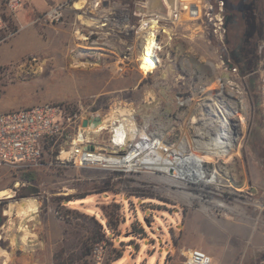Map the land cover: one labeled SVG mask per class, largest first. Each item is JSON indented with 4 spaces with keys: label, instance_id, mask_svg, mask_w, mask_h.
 <instances>
[{
    "label": "rangeland",
    "instance_id": "374dc122",
    "mask_svg": "<svg viewBox=\"0 0 264 264\" xmlns=\"http://www.w3.org/2000/svg\"><path fill=\"white\" fill-rule=\"evenodd\" d=\"M81 1L25 0L16 14L9 13L4 6L1 8L10 29L16 33L9 37L7 32L0 34V112L43 103L90 107L108 117L117 110L127 113L134 110L135 122L144 128L146 135L171 144L189 136L184 123L188 110L178 108L175 102L176 94L196 93L200 85L188 71L198 68L195 66L198 63L208 74L205 82L212 85L226 74L222 61L228 56L232 62L231 50L238 45L253 50L257 64L247 76L239 72L242 78L239 106L229 99V86L220 104L228 111L244 114V138L238 152L227 159L226 180L214 185L211 192L152 169L129 173L72 164L51 165L38 169V181L29 184L21 180L22 170L2 166L0 191L6 189L10 195L0 197L3 211L0 242L7 240L2 245L8 247V240H16L13 248L16 258L33 253L38 264H108L110 257L120 250L123 254L111 264H183L182 257L173 261L171 256L177 253L173 240H178L176 228L179 229L185 212L209 207L217 214L232 210L250 213L258 210V202L264 204V112L257 105L259 69L264 66V0H208L202 14L209 8L215 12L218 2H224L227 41L218 40L208 27L203 36L179 34L162 49L161 66L148 75L140 71L138 62L144 37L150 29L141 25V18L134 14L138 10L136 4L145 0H113L128 6L131 24L137 31L128 39L121 34L113 40L102 35L99 47L89 52L87 42L91 40L78 39L73 13H66L60 21L33 23L53 5ZM34 4L43 10H33ZM128 46L133 48L131 62L120 71V57ZM185 58L190 59V65ZM215 66L219 69L214 72ZM184 72L187 77L182 80L178 75ZM184 81L189 84L183 85ZM108 137V131H104L97 138L107 144ZM188 140L189 137L185 142ZM115 172L124 174L114 176ZM236 185L239 192H230ZM34 187L38 192H33ZM253 190L256 192L250 194ZM29 199L36 201L37 211L25 216L18 209ZM115 203L121 206L119 217L112 218L118 223L107 242L96 246L83 259L72 250L57 259L63 248L74 249L76 239L65 240L70 238L66 236L67 229L73 230L56 206L63 208V214L73 211L68 215L77 216L80 221L88 220L82 216L85 214L105 225L104 211L113 212ZM263 213L264 210L261 220ZM26 223L29 228H25Z\"/></svg>",
    "mask_w": 264,
    "mask_h": 264
},
{
    "label": "built area",
    "instance_id": "2783aa9c",
    "mask_svg": "<svg viewBox=\"0 0 264 264\" xmlns=\"http://www.w3.org/2000/svg\"><path fill=\"white\" fill-rule=\"evenodd\" d=\"M82 1L85 2L79 7H73V4L68 2L53 5L44 13L38 15L33 23H52L62 20L68 12L73 13L75 16L73 25L78 39L91 40L87 42L89 43L87 46L88 52L99 47V39L102 35H107L108 39L113 40L121 34L128 39L137 31L136 27L131 24L132 13L126 4L113 0ZM24 2L25 0H5L2 3L0 0V34L7 32V37H9L16 33V31L10 29L9 21L3 16L1 8L4 6L9 13L16 14ZM148 2L149 0H145L138 2L136 5L142 7L147 5ZM162 2L166 3L165 0H161L159 8L164 7ZM218 4L219 7L215 12H211V8H209L206 14L201 12L199 16L194 7L181 5V0H178L177 8L169 15H162L163 11H159V8H155L156 11L153 15L143 14L138 10L134 14L141 18V25L143 26L151 27L152 19L156 20V27L152 28V32L158 43L157 55L161 58L162 49L167 47L178 33V31L173 30V26L179 21L183 7L187 9L190 16L201 18L205 32L208 27L211 34L224 42L226 35L224 2L221 1ZM120 24H124L126 29L119 28ZM132 49V46H128L127 52L120 57V71H124V66L131 62L132 55L130 51ZM187 60V58L184 59L186 63H189ZM161 64L162 62L153 69V72ZM222 65H226L227 72L224 73L225 75L218 77L212 85L205 82L208 74L202 66H197L198 68L193 69L191 72L187 69L189 74H192V78L200 83L197 92L175 95L177 107L187 108L186 110H188V114L184 119L185 128L189 132L187 143L185 141L188 137L186 139L184 137L179 138L176 142L167 144L159 137L152 138L146 135L144 128L135 122L134 110H131L125 116L134 122L136 129V136L129 139L128 125L124 121L126 118L123 116L118 118L125 123V126L120 127V120L118 119L113 123H109L105 128L96 129L92 127L94 118L100 116L102 121L104 118H109L107 115H100L98 111L85 106L75 108L70 104L43 103L0 112V167L9 166L25 171L51 165L72 164L82 168L121 170L132 173L147 169L144 166H138V164L131 168L123 164L130 152L140 148L139 144L143 139L146 138L153 144L169 147L170 153L174 157L179 156L174 148H177L183 142L185 154H188V156L194 154L200 158L198 164L196 161L197 168L193 170L195 178H191V182H185L194 186H201L204 190L211 192L214 185H220L222 180H226L227 159L238 152L244 138L246 126L242 112L228 111L223 104H220L227 95L225 92L227 86L231 89L229 99L237 106L242 102V91L240 89L242 78L239 68L229 59H224ZM138 67L144 75L153 73H144L143 69L140 68V62H138ZM217 69H219V66H215L214 72ZM259 72L258 86L261 107L264 112V66L259 69ZM178 77L184 80L187 74L184 72L179 74ZM187 84L189 82L184 81L183 85ZM114 113L116 114V111ZM85 120L88 121L87 126L83 125ZM104 131L109 133L107 144L97 138ZM221 148L227 151L221 152L220 150H223ZM200 150L208 151L210 157L204 155L201 157ZM49 156L51 160L48 159ZM164 173L182 180L178 178L179 175L175 169ZM249 193L252 194L251 191ZM220 205L223 206L222 203ZM257 209L260 215L264 210V204L258 202ZM25 228H29V223L25 224ZM182 257L184 264H212L211 255L199 248L184 249Z\"/></svg>",
    "mask_w": 264,
    "mask_h": 264
},
{
    "label": "crops",
    "instance_id": "0c3cea01",
    "mask_svg": "<svg viewBox=\"0 0 264 264\" xmlns=\"http://www.w3.org/2000/svg\"><path fill=\"white\" fill-rule=\"evenodd\" d=\"M207 4L208 0H181V5L194 7L198 11V16ZM32 8L37 11L43 10V7L40 8L35 4ZM200 19V17L190 16L187 9L183 7L179 21L173 26V30L178 31L176 36L179 34L187 37H194L197 34L203 36L205 29ZM174 48L178 50V46ZM195 66H198V63ZM239 188L238 185L233 186L230 192H239L237 190ZM253 191H251L252 194L256 192ZM176 229L179 235L178 240H173L177 248V253L171 256L173 261H178L179 257H182L184 249L199 248L211 255L212 264H264V219L261 220L258 210H252L250 213L247 210L242 212L232 210L217 214L212 208L197 207L181 215L179 229ZM1 241L0 248L7 253L0 257L2 264L11 262L38 264L33 253L16 258L13 251L16 240H8V247L2 245L7 240ZM182 263L184 264L183 257Z\"/></svg>",
    "mask_w": 264,
    "mask_h": 264
},
{
    "label": "bare ground",
    "instance_id": "6f19581e",
    "mask_svg": "<svg viewBox=\"0 0 264 264\" xmlns=\"http://www.w3.org/2000/svg\"><path fill=\"white\" fill-rule=\"evenodd\" d=\"M161 0H149L148 4L145 6H138L137 9L139 12L143 14H155V8H159ZM82 2V1H81ZM81 2L73 3V7H79ZM166 3L164 7L161 6L159 11H163L162 15H169L171 12L177 8L178 0H165ZM166 5V6H165ZM153 25L149 27L150 31L145 35L143 44H142V52L140 54V65L144 71V73L148 74V72H153V69L161 62V58L158 57L156 48H158V43L153 35L152 28L156 27V20L152 19ZM124 24H120L119 28L126 29ZM128 30V29H127ZM127 114V110H118L116 114L112 115L109 118H104L102 121L98 123L92 124V127L96 129H102L109 125V123H113L118 120V117H125ZM126 118V117H125ZM120 120V127L125 126V123ZM124 121L127 122L128 129H129V139H133L136 136V129L135 124L132 120L126 118ZM226 142L224 143V145ZM140 148L135 149L134 152H130V155L124 160L123 164L128 166L129 168L134 167L135 164L138 166H144V168L152 169V170H160L163 172H169L172 169L178 173V179L181 182L186 183L191 182V178L194 177V168H197V164L200 161V158L194 154H185L184 143L182 142L180 146L174 148V151L179 154L178 157H174L173 154L170 153V148L165 147V145H157L156 143L149 142L148 139H143L142 142L139 144ZM141 149V150H140ZM223 149V148H221ZM114 151V150H113ZM139 151V152H138ZM221 152H226L227 150H220ZM201 157L209 156L208 151L199 152ZM197 157V158H196ZM210 157V156H209ZM137 161L136 163H133ZM197 161V164H196ZM186 181V182H185ZM10 195L8 190L0 191V197ZM37 211V203L33 199H29L25 201V203L19 206L18 212L28 216L31 212ZM28 233V232H27ZM25 233V234H27ZM28 235V234H27ZM27 236H24L26 239ZM5 254V251L0 248V257Z\"/></svg>",
    "mask_w": 264,
    "mask_h": 264
},
{
    "label": "trees",
    "instance_id": "16d2710c",
    "mask_svg": "<svg viewBox=\"0 0 264 264\" xmlns=\"http://www.w3.org/2000/svg\"><path fill=\"white\" fill-rule=\"evenodd\" d=\"M225 41H227L226 37H225ZM238 47L239 46L236 45L231 50L232 63L238 66V68L240 67L239 72L240 71L243 72L242 76H247L250 73H253L256 67V64H257L258 57L256 53H254L253 50H244ZM224 58L230 59L228 56ZM257 105L260 106L259 110L263 111L261 107V101ZM37 170L38 169L22 171L20 175L21 180L29 184L37 182L39 179ZM123 174H124L123 172H115L113 175L121 176ZM107 189H110V187ZM105 191H109V190H105ZM120 207L121 206L119 204L115 203L113 212L109 213L108 211H104L105 217L107 219V222L104 225L100 223L98 220H96L93 216H88L85 214H82V216L87 218L88 220L85 222L80 221V219L77 216L72 217L68 215V213H73V211L67 210L66 211L67 213L63 214L64 213L63 208L56 206L57 210H59L60 216L66 217L70 228L73 230V231H69L67 229L66 236H69L70 238L65 237V240L73 239L71 237H74V239H76V244H75L74 249L73 248L68 249V247L63 248L62 252L56 255L57 259H62V257H64V254H66V252L70 250H72V252L78 253V257L80 259H83L91 255L96 246L102 245L104 244V242H107V239L111 238L112 235L114 234V231L116 230L118 222H114L112 218L114 216L116 217L119 215ZM122 254H123L122 250L117 251L114 255L110 257V259L108 260V264H111V262L114 259L120 257Z\"/></svg>",
    "mask_w": 264,
    "mask_h": 264
},
{
    "label": "water",
    "instance_id": "95a60500",
    "mask_svg": "<svg viewBox=\"0 0 264 264\" xmlns=\"http://www.w3.org/2000/svg\"><path fill=\"white\" fill-rule=\"evenodd\" d=\"M101 121V117L100 116H97V117H95L94 118V120H93V123H98V122H100ZM87 124H88V121L87 120H85L84 122H83V125L84 126H87ZM33 192H38V189L36 188V187H34L33 188ZM25 202H23L22 203V205L24 204ZM2 223H3V211H2V209L0 208V225H2Z\"/></svg>",
    "mask_w": 264,
    "mask_h": 264
},
{
    "label": "flooded vegetation",
    "instance_id": "af4514ba",
    "mask_svg": "<svg viewBox=\"0 0 264 264\" xmlns=\"http://www.w3.org/2000/svg\"><path fill=\"white\" fill-rule=\"evenodd\" d=\"M246 1H247V0H244V2H246ZM253 3H254V1H253ZM253 3H252V4H253ZM260 14H262V13L260 12Z\"/></svg>",
    "mask_w": 264,
    "mask_h": 264
}]
</instances>
